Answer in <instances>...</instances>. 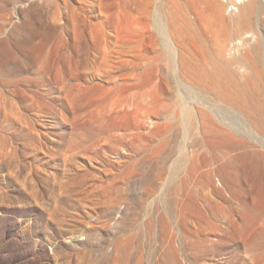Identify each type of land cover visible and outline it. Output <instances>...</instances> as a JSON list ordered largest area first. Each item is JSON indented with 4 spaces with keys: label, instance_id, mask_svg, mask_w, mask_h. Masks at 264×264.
<instances>
[{
    "label": "rangeland",
    "instance_id": "obj_1",
    "mask_svg": "<svg viewBox=\"0 0 264 264\" xmlns=\"http://www.w3.org/2000/svg\"><path fill=\"white\" fill-rule=\"evenodd\" d=\"M0 264H264V0H0Z\"/></svg>",
    "mask_w": 264,
    "mask_h": 264
},
{
    "label": "bare ground",
    "instance_id": "obj_2",
    "mask_svg": "<svg viewBox=\"0 0 264 264\" xmlns=\"http://www.w3.org/2000/svg\"><path fill=\"white\" fill-rule=\"evenodd\" d=\"M187 1H189V2L191 3L192 0H191V1H190V0H187ZM154 10H155V9H154ZM154 26H155V25H154ZM158 33H159V32H158ZM155 39L157 40L156 37H155ZM155 44H157V43L155 42ZM158 45H159V44H158ZM139 46L142 47L141 44H140ZM154 46H155V49H156L157 45H154ZM165 46L168 47V43H165ZM166 49L168 50L169 48H166ZM167 52H168V51H167Z\"/></svg>",
    "mask_w": 264,
    "mask_h": 264
}]
</instances>
